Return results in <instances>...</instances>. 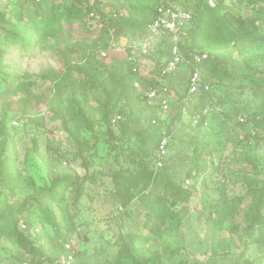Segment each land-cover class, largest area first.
Listing matches in <instances>:
<instances>
[{"label":"rangeland","instance_id":"374dc122","mask_svg":"<svg viewBox=\"0 0 264 264\" xmlns=\"http://www.w3.org/2000/svg\"><path fill=\"white\" fill-rule=\"evenodd\" d=\"M110 1L126 15L134 8L140 17H150L153 0ZM237 3L226 2L236 15H248L253 4L264 9V1ZM4 18L0 21V119L4 105L10 106L3 121L8 135H0V144L4 157L17 155V170L23 178L15 190L0 186V209L19 208L26 195L32 194L28 183L49 188L71 170L81 185L68 188L60 205L55 202L53 206L68 210L76 231L67 240L58 238L54 227L47 226L46 231L55 243L75 244L72 264H132L126 247L148 264H264V238L256 241L264 225V131L260 138L247 137L251 126H245L247 119L264 113V44L242 57L232 49L216 54L233 81L218 85L213 97L204 101L202 122L190 117L171 122L175 116L171 105L168 121L154 128L145 106L144 113L128 120L127 133L117 130L116 138L109 140L104 106L110 112L120 107L135 110L120 96V81L102 69L108 87L85 85L82 93L78 87L84 84V76L68 71V65L92 56V50L102 47L105 40L76 21L63 22L59 33L35 44H11L4 41L2 29H10V24L19 27L22 17L17 13ZM23 33L28 35V29ZM129 34L146 71H155L156 64L169 56L165 38L149 39L146 31ZM144 43L150 46L146 55L141 53ZM111 54L107 65L126 56L125 51ZM114 55L116 59L111 60ZM185 76L183 68L164 81L175 104L185 87ZM21 83L26 90L15 92ZM25 98L30 114L20 110L19 101ZM168 127L170 158L163 169L156 170L152 150ZM196 151L201 154L198 173ZM163 174L190 187L189 202L167 192ZM161 196L167 198L175 217L165 221L167 232L157 237L144 224L153 200ZM67 229L62 227L63 232ZM23 251L15 236L0 238V264H28Z\"/></svg>","mask_w":264,"mask_h":264},{"label":"trees","instance_id":"16d2710c","mask_svg":"<svg viewBox=\"0 0 264 264\" xmlns=\"http://www.w3.org/2000/svg\"><path fill=\"white\" fill-rule=\"evenodd\" d=\"M95 5L101 11L105 6L110 7L112 11L119 14L116 19H109L106 21L104 28L97 30L93 28L92 23L85 20L82 0L71 3L64 2H42L41 4H35L28 0H17L8 11L9 5L0 3V21L4 22V17L12 18L15 14H20L19 25L9 26L10 29H2L4 33V41L11 44H28L36 43L43 38L55 36L62 29V23L67 22L73 24L76 21H81L88 29L90 34L105 40L102 47H96L92 50L93 55H87L80 63L74 65H68L69 70H76L78 73L84 76V84L80 85L79 90L84 93L85 85L92 87L107 88V78L104 77L102 69L109 70V74L117 76L120 87V96L125 98L133 105L135 110H125L118 108L110 112L108 105L104 106L103 119L105 124L110 128L109 140L116 138V131L122 130L123 133H127L128 120L133 118L139 113H144V92L136 90L133 87V81L138 79L142 85L143 90L147 88H162V80L158 79V68L160 65H164L169 59V56L163 59L160 64H156L155 71H150V76L142 77L133 75L131 67L127 63V55L131 54V50H127L125 53V59L123 61H117L111 64H106L107 58H110L111 53L107 57H101L100 54H96V50L107 51L109 48V41L111 40V33L116 35H124L133 37L129 33L137 34L143 31H147L149 25L156 18L157 7L161 5H176L182 7L184 10L190 11L195 21L184 29L181 37V49L185 56L193 52L207 51L210 56L207 60H204L198 68L202 72L203 82L209 84L211 89L209 92H199L186 106L187 115L183 114L182 98L187 95L189 90V78L185 76V87L177 97L176 104H173L175 116L172 121L179 119L180 117H190L195 120L196 117H200L198 120L202 122L205 116L203 115L204 101L211 99L215 92V88L218 85H222L225 82H232V75L227 65L221 61L216 55L223 50H234V52L241 56L245 55L250 49L260 47L264 44V33L261 32V23L263 22L264 9L259 6L252 5L250 13L248 15L235 14L229 10L226 2L229 0H213L215 5L210 4V0H153L151 9L149 10V18L140 17L137 14L136 9H130V14L126 15L120 5H116L110 0H94ZM234 1V0H231ZM245 0H238L237 5L241 6ZM256 2H263L264 0H254ZM9 18L6 22L9 21ZM29 31L28 35L23 33V30ZM168 43L166 48L170 51V42L168 37L165 38ZM4 51V50H2ZM116 59L115 55L111 57V60ZM116 61V60H115ZM2 64V58H0V67ZM119 64V66H118ZM1 72V71H0ZM70 73V72H69ZM166 80V79H165ZM163 80V82L165 81ZM20 87H16L15 92L19 90H26L25 84L21 83ZM257 86V85H256ZM169 89V88H168ZM20 110H23L26 114H30V105L28 98L20 99ZM202 105V107H201ZM10 104L4 105V113L0 119V135L7 137L6 125H4V118L6 107ZM148 108V107H147ZM148 120L151 124L152 120L159 119L158 113L154 108L149 107L147 112ZM121 114L124 117V121L119 124L117 128L112 127L111 120L117 115ZM75 117L81 118V115H75ZM197 121V122H198ZM247 125L251 132L247 137L260 138L261 132L264 131V113L252 116L246 120ZM154 127V126H152ZM157 128V127H154ZM168 135H171L170 128L168 127ZM160 136V135H159ZM159 137L156 145L153 147V164L156 169V151L158 148ZM171 138V136H170ZM0 186L15 190L21 186L22 176L17 170L18 157L16 154H6L4 157V147L0 144ZM171 148V139L169 151ZM195 156V171L198 173L200 169L199 161L201 160V154L197 151ZM168 157L164 161L163 169L167 165ZM157 170V169H156ZM164 180L165 189L169 194L179 199L181 202L187 203L190 201L192 190L190 187L177 184L168 177L167 174L162 176ZM95 179L92 178L91 181ZM189 181V180H187ZM81 185L79 177L71 170H66L62 178L54 182L49 188H37L33 183H28L27 186L32 190V194H27L25 202L17 209H0V238L16 237L18 248L28 256V264H60L61 257L66 253L63 241L55 243L56 241L49 237L47 233V226L54 227L56 229V235L58 238L65 237L69 239V234L76 231L75 223L68 213L67 209L62 207H54V203L62 202V193L66 192L68 188H77ZM42 202H48L47 205H42ZM58 205V206H59ZM27 212V217H23V213ZM175 213L172 211L171 206L168 203L166 197H157L153 200L149 207V211L146 214V221L144 227L148 230L150 235L163 237L167 230L165 227V221L174 219ZM21 222H24L28 230H23L20 226ZM38 224V226L36 225ZM68 226L67 232H63L62 227ZM30 229L38 230L35 234L29 232ZM259 237L256 241H260L264 238V225L259 229ZM77 239L81 237L77 236ZM126 251L132 257V264H148L146 261L139 259L135 254L126 247Z\"/></svg>","mask_w":264,"mask_h":264},{"label":"built area","instance_id":"2783aa9c","mask_svg":"<svg viewBox=\"0 0 264 264\" xmlns=\"http://www.w3.org/2000/svg\"><path fill=\"white\" fill-rule=\"evenodd\" d=\"M32 1L35 4H41L42 2H64L68 1L71 3L77 2L78 0H28ZM102 0H100L101 2ZM13 2V3H12ZM17 0H0V3L5 4H14ZM212 6L215 5L213 0H210ZM82 7L85 16V20L93 23L94 28L100 30L105 27L106 21L109 19H116L119 17V14L115 11H112L110 7L105 6L101 9L95 5L94 0H82ZM264 8V3L263 6ZM195 21L193 14L190 11L184 10L180 6H170V5H161L157 7L156 18L149 25L146 33L151 38H166L168 37L170 42V51L169 59L165 62L164 65H160L158 68V79L162 80V88H147L143 90L142 83L135 79L133 81V87L136 90L144 92V104L148 107H153L154 110L158 113L159 119L152 120L151 124L154 127L159 128L161 123L168 121V113L171 110V105L175 104V101L172 98V94L169 92L168 87L164 84L163 80L172 78L179 70L185 68L187 70V75L189 78V90L187 95L182 98L183 103V114L187 115L186 106L193 101L194 97L201 91L209 92L211 87L209 84L203 82L202 72L198 66L204 61L207 60L210 56V53L207 51L203 52H193L189 57L185 56L182 52L180 43L181 37L184 32V29L189 26V24ZM131 37L124 35H116L114 32L111 33V40L109 41V48L107 51H100L101 57H107L109 53H120L131 50V54L127 55L126 61L131 67V72L133 75L147 77L150 76V71H146L143 65V61L137 56L136 44L132 41ZM139 46V45H138ZM141 53L146 55L150 51V46L147 43H144L141 46ZM184 71V70H183ZM200 117H196L195 121L197 122ZM124 121V117L121 114L115 115L111 120V125L114 128H117L121 122ZM164 129V127L162 128ZM170 136L167 131L164 130L163 134L158 142V148L156 151V169H160L164 166V161L169 154L170 146ZM190 181H187L189 183ZM23 230H28L24 222L20 224ZM31 234H35L38 230L30 229ZM66 253L61 257L60 264H72L75 259V244L65 243Z\"/></svg>","mask_w":264,"mask_h":264}]
</instances>
